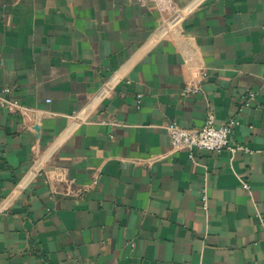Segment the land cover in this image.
<instances>
[{"label": "crops", "instance_id": "0c3cea01", "mask_svg": "<svg viewBox=\"0 0 264 264\" xmlns=\"http://www.w3.org/2000/svg\"><path fill=\"white\" fill-rule=\"evenodd\" d=\"M5 87L0 264H264V0H0Z\"/></svg>", "mask_w": 264, "mask_h": 264}, {"label": "built area", "instance_id": "2783aa9c", "mask_svg": "<svg viewBox=\"0 0 264 264\" xmlns=\"http://www.w3.org/2000/svg\"><path fill=\"white\" fill-rule=\"evenodd\" d=\"M205 77L206 74H202ZM12 94L10 87L0 88V102L10 112L15 113L21 111L26 113L24 109L17 101H12L9 97ZM255 94L250 93L249 98L253 99ZM142 96H138V104H141ZM246 107L250 106V101L245 104ZM238 124L236 119H231L220 126L216 125L214 115H209L205 121L204 126L196 133L190 132L183 128L178 122L172 121L166 129L170 136L171 145L176 149H185L190 153L191 160L195 161L194 152L202 151L210 154H220L224 150L230 151L233 155L245 151L248 149L245 146H232L230 145V135L233 128ZM243 187L250 191V187L246 182H242ZM208 197L206 194L203 196V210L207 212Z\"/></svg>", "mask_w": 264, "mask_h": 264}]
</instances>
